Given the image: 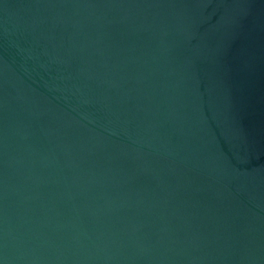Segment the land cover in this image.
Wrapping results in <instances>:
<instances>
[{"label": "water", "instance_id": "95a60500", "mask_svg": "<svg viewBox=\"0 0 264 264\" xmlns=\"http://www.w3.org/2000/svg\"><path fill=\"white\" fill-rule=\"evenodd\" d=\"M0 264H264V0H0Z\"/></svg>", "mask_w": 264, "mask_h": 264}]
</instances>
